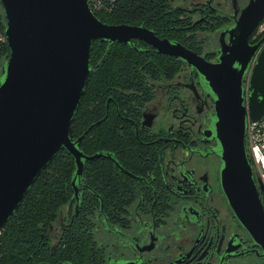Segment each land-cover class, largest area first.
<instances>
[{"label": "flooded vegetation", "instance_id": "obj_1", "mask_svg": "<svg viewBox=\"0 0 264 264\" xmlns=\"http://www.w3.org/2000/svg\"><path fill=\"white\" fill-rule=\"evenodd\" d=\"M145 1L128 23H117L147 28L217 63L218 32L234 26L242 0ZM261 25L251 44L263 38ZM99 42L116 56L115 68L104 54L92 59L100 82L85 102L96 109L85 110L84 131L73 140L97 127V150L88 133L81 148L104 157L85 162L78 193L75 171L67 180L69 198L39 225L34 264H264L263 248L222 186L216 95L205 78L143 38ZM2 72L3 65L0 79Z\"/></svg>", "mask_w": 264, "mask_h": 264}, {"label": "water", "instance_id": "obj_2", "mask_svg": "<svg viewBox=\"0 0 264 264\" xmlns=\"http://www.w3.org/2000/svg\"><path fill=\"white\" fill-rule=\"evenodd\" d=\"M10 55L0 79V232L31 186L63 149L76 161L86 155L73 140L74 125L92 75L96 40L127 43L138 37L159 52L196 67L216 95L213 127L220 145L223 189L236 216L264 250V185L254 176L246 148L248 121L264 116V36L250 37L264 21V0H242L234 26L218 32L219 62H208L182 44L160 40L147 28L108 24L88 0H0ZM229 33V38H228ZM250 82L246 87V78Z\"/></svg>", "mask_w": 264, "mask_h": 264}, {"label": "trees", "instance_id": "obj_3", "mask_svg": "<svg viewBox=\"0 0 264 264\" xmlns=\"http://www.w3.org/2000/svg\"><path fill=\"white\" fill-rule=\"evenodd\" d=\"M146 4L147 1L145 0H119L117 9L114 12L98 13L97 16L102 22L108 24H116L117 22L128 23L131 11L135 5L138 6V9H145ZM5 28L6 20L2 7L0 9V36H4V38ZM99 41L96 40L93 43L91 63L92 59L93 62L99 63L101 55L104 54L106 57L105 65L108 63L110 68H115L113 62L116 56L114 54L112 56V51L108 53H106V49L102 51ZM9 55L10 48L6 39L4 41L0 39V66L5 63ZM127 57H129V54ZM99 73L100 71L98 72V70L93 71L86 95L79 108L74 127L76 135H81L84 131L85 110L89 109L91 115L95 112L96 108H86L85 101L87 96L98 91ZM113 73H116V71ZM97 138L98 128L96 127L91 129L87 135L91 152L97 150ZM95 162H97V159ZM89 168L97 169L98 167L89 166ZM75 170L74 157L65 149L61 150L43 170L26 194L19 209L11 216L0 232V264H34L39 225L47 224L69 198L67 180Z\"/></svg>", "mask_w": 264, "mask_h": 264}, {"label": "built area", "instance_id": "obj_4", "mask_svg": "<svg viewBox=\"0 0 264 264\" xmlns=\"http://www.w3.org/2000/svg\"><path fill=\"white\" fill-rule=\"evenodd\" d=\"M119 0H88L91 11L98 13H112L117 9ZM250 74L246 78V87L250 82ZM246 148L253 173L264 185V116L258 120H250L246 132Z\"/></svg>", "mask_w": 264, "mask_h": 264}, {"label": "rangeland", "instance_id": "obj_5", "mask_svg": "<svg viewBox=\"0 0 264 264\" xmlns=\"http://www.w3.org/2000/svg\"><path fill=\"white\" fill-rule=\"evenodd\" d=\"M0 9H2V7H1V4H0ZM264 32V22H263V24L261 25V27L259 28V33L261 34V33H263ZM0 39L1 40H5V38H4V36H0ZM2 66V65H1ZM1 66H0V73H1Z\"/></svg>", "mask_w": 264, "mask_h": 264}]
</instances>
